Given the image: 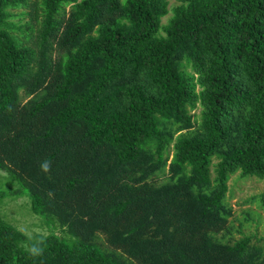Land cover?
Wrapping results in <instances>:
<instances>
[{"label": "trees", "instance_id": "1", "mask_svg": "<svg viewBox=\"0 0 264 264\" xmlns=\"http://www.w3.org/2000/svg\"><path fill=\"white\" fill-rule=\"evenodd\" d=\"M0 172L53 227L0 211V264H264L216 240L264 181V0H0Z\"/></svg>", "mask_w": 264, "mask_h": 264}, {"label": "rangeland", "instance_id": "2", "mask_svg": "<svg viewBox=\"0 0 264 264\" xmlns=\"http://www.w3.org/2000/svg\"><path fill=\"white\" fill-rule=\"evenodd\" d=\"M170 2L173 6L177 0H170ZM169 17L164 21H167ZM194 113L198 114V110ZM196 121L199 122L198 118ZM17 187L19 186L10 176L0 172V193L10 197V192ZM229 188L230 193L227 195L226 202L234 210L231 234L219 235L216 240L220 243L233 244L251 236L254 244L264 248V204L260 199L264 194V181L250 176L243 178L237 173L231 177ZM7 197L2 201L0 211L9 225L28 235L34 233L46 235L49 232L47 227L53 228L45 223L44 216L33 212L29 197H18V195H15V198Z\"/></svg>", "mask_w": 264, "mask_h": 264}, {"label": "clouds", "instance_id": "3", "mask_svg": "<svg viewBox=\"0 0 264 264\" xmlns=\"http://www.w3.org/2000/svg\"><path fill=\"white\" fill-rule=\"evenodd\" d=\"M43 167H44V170L47 171L49 166L47 164H44ZM30 251H31V254L34 256H39L42 254V249L32 248Z\"/></svg>", "mask_w": 264, "mask_h": 264}]
</instances>
